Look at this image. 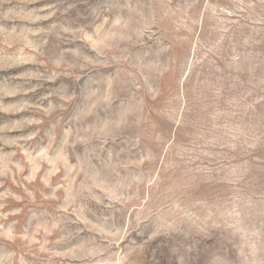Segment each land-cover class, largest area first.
<instances>
[{
  "label": "rangeland",
  "instance_id": "374dc122",
  "mask_svg": "<svg viewBox=\"0 0 264 264\" xmlns=\"http://www.w3.org/2000/svg\"><path fill=\"white\" fill-rule=\"evenodd\" d=\"M0 264H264V0H0Z\"/></svg>",
  "mask_w": 264,
  "mask_h": 264
}]
</instances>
